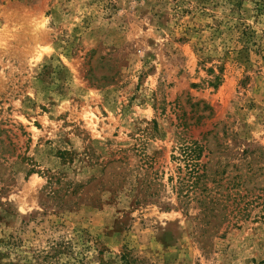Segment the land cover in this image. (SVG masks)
I'll return each instance as SVG.
<instances>
[{
    "label": "rangeland",
    "instance_id": "obj_1",
    "mask_svg": "<svg viewBox=\"0 0 264 264\" xmlns=\"http://www.w3.org/2000/svg\"><path fill=\"white\" fill-rule=\"evenodd\" d=\"M123 257L264 261V0H0V264Z\"/></svg>",
    "mask_w": 264,
    "mask_h": 264
},
{
    "label": "trees",
    "instance_id": "obj_2",
    "mask_svg": "<svg viewBox=\"0 0 264 264\" xmlns=\"http://www.w3.org/2000/svg\"><path fill=\"white\" fill-rule=\"evenodd\" d=\"M123 260L125 262V264H139L138 262L131 260V259H127L126 257H123ZM261 264H264V261L261 262Z\"/></svg>",
    "mask_w": 264,
    "mask_h": 264
},
{
    "label": "bare ground",
    "instance_id": "obj_3",
    "mask_svg": "<svg viewBox=\"0 0 264 264\" xmlns=\"http://www.w3.org/2000/svg\"><path fill=\"white\" fill-rule=\"evenodd\" d=\"M42 28V26L40 25L39 29Z\"/></svg>",
    "mask_w": 264,
    "mask_h": 264
}]
</instances>
